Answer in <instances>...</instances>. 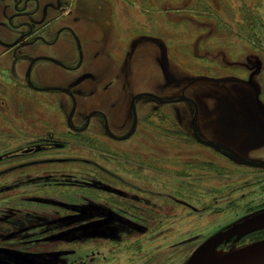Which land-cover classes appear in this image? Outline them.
<instances>
[{
    "label": "rangeland",
    "instance_id": "rangeland-1",
    "mask_svg": "<svg viewBox=\"0 0 264 264\" xmlns=\"http://www.w3.org/2000/svg\"><path fill=\"white\" fill-rule=\"evenodd\" d=\"M39 1L44 21L60 10L55 25L70 24L79 34L87 27L98 43L107 30L106 51L113 41L124 45L110 50L109 59L106 54L92 64L87 59L74 71L38 61L32 69L35 84L69 88L83 116L89 105L117 95L111 109L117 134L131 126V94L185 96L197 105L201 137L248 160H264V60L247 43L224 36L226 30L217 34L215 19L205 15L208 10L231 22L236 15L229 0ZM14 2L0 0V39L6 42L20 34L7 23ZM142 35L156 37L157 45L138 42ZM7 46L0 44V264H186L214 233L264 211V167L244 165L199 143L190 102L140 97L137 127L128 139H88L86 130L74 133L65 124L71 109L67 94L25 88L23 73L32 56L43 53L75 65L71 35L62 32L52 45L25 46L18 63L11 52L1 54ZM13 63L16 78L11 79L2 70ZM37 143L43 148L22 153ZM76 208L97 212L88 217L92 227L74 229ZM138 209H151L152 219L138 216ZM114 217L121 225L110 233L105 228ZM44 222L51 223L44 225L47 230ZM254 231L222 248L235 251L264 240V227Z\"/></svg>",
    "mask_w": 264,
    "mask_h": 264
},
{
    "label": "flooded vegetation",
    "instance_id": "flooded-vegetation-1",
    "mask_svg": "<svg viewBox=\"0 0 264 264\" xmlns=\"http://www.w3.org/2000/svg\"><path fill=\"white\" fill-rule=\"evenodd\" d=\"M30 3H33L34 7H32V8L29 7ZM41 11H42V8H40V1L39 0H15L12 11L7 14V23L11 29L20 30V34L13 41L6 42L5 40L0 39V44L8 45L5 49V51H3L1 54L11 52L12 53L11 55L14 58L15 62L18 63L19 61H22L25 58L24 54L26 55V53L22 50L25 46H34L38 43H42V44H46V45L55 44L57 42L60 34L62 32L66 31L71 35V37H72V39L76 45L77 60H76L74 66H68V65L64 64L62 61H60L59 59H56L55 57H51V56L43 54V53L32 56L29 59V62L26 66V69L23 73L25 85H26L25 88H29L30 90H33L36 92H62V93L67 94L70 98V101H71V109H70L69 113L67 114L65 124H66L67 128L74 133H79V132H83L86 130L87 133L91 135L88 137V139H92V137H94L93 135H96L97 137H99L97 139H100V137H101V139L104 138V139H106V141L107 140L120 141L118 138L128 134L135 124V129L133 131V133H134L136 130V127H137V122H138L137 112H136V107H135L136 99H138L140 97L141 98L142 97H149L151 99L158 101L157 99H155L151 96L140 95L141 93H152V94H155V93H153L151 91H142V92H138V93H134V94L130 95V97L128 99V103H129V108H130V112H131V126H130V128L126 134H117L115 131L112 130V126H111V120L114 119V117L111 116V114H112L111 109H113L112 105H115L116 102H118L116 100L117 95L110 93V99L106 98V100H105V101L109 100L108 103H105V101H101L107 105H104V103H103V105H101V104H97V105L93 104L91 106L89 105L87 107L89 109L86 111L85 116H83L79 111L76 110L78 102H77V98L73 94L72 90H70L67 87H61V86H51V85L40 86V85L35 84L32 81V69L34 67V64L38 61H41V60L48 61V62L54 63L57 66H60L64 69L74 71V70L80 68V66L82 64H87V59L89 61V64H92L95 59H97V58L100 59V57L103 56L104 54H106V58H108L109 53H111L110 50H113L114 48L120 49L124 45L123 41H120L119 43L113 41L112 46H110L108 48L109 50L106 51L105 46L107 45L108 40H109L108 39L109 36L107 35V30L102 31V39H101L100 43H98L96 35L94 38H91L90 35L87 33V27H84L83 30H81L82 34H79L77 32V30L75 29V27L70 25V24H57V25H55L53 22L57 21V19L60 18V15H61L60 10H58V12L53 15V17H51L50 19H48L46 21H44L43 19L40 18L39 15L42 13ZM68 11H71V10H68ZM66 13H68V12H66ZM72 18H73L74 22H77L80 19V17L78 15H74ZM106 22L108 23V18L106 19ZM52 25L55 28L54 31L51 30V27H53ZM107 26H108V31H109V29H112L109 25H107ZM112 26H113V24H112ZM50 31H52V33H53V36L51 39L46 38V36H45V32H50ZM144 39H149V41H151L154 45H157V43H158L156 37H154V39L153 38H146L144 35L140 36L136 40H138V42H140L141 40H144ZM87 42H91L92 45L95 44L96 47L99 46V44L101 46L103 45L102 46L103 49H101V48L91 49V44L89 46V44H87ZM138 42L137 43L134 42L133 43V44H135L134 46H136V44L138 45L139 44ZM86 44L88 47V52L84 51V48H86ZM37 48L41 49L40 45H37ZM161 52L166 54V49L161 47ZM133 53L134 52H132L131 54H133ZM42 56H48V57H51L53 59H56L62 65H59V64H57L51 60L41 59L40 57H42ZM90 56H91V58H90ZM123 56H124V54H123ZM123 56H122L121 61H123ZM127 57H128V55H127ZM34 59H36V60H34ZM114 59H117V58H114ZM32 60H34V61L31 62ZM14 63L12 64V66L9 69H7V70L3 69L2 70V71H7L9 73V75L11 76V79L16 78V76H15L16 75V68H15L16 64H14ZM104 69L107 70V68L102 67V70H104ZM105 70H104V72H105ZM104 72L103 71L98 72L97 77L102 78L103 76L101 77V75L104 74ZM87 77L91 78V80H94L95 76L91 72H88ZM39 87H57V88H63L64 90L51 89V90L44 91V90H38L37 88H39ZM96 92H97V90H96ZM155 95L160 97L158 94H155ZM89 96L93 97L92 95H89ZM95 96L99 97V94H95ZM102 96L103 95H100V97H102ZM160 98H162V97H160ZM166 100H168V99H166ZM161 103H171V102H161ZM120 119H122V118H120ZM124 123H125V121H121L120 125H124ZM94 127H101L103 129L98 131L97 128H94ZM128 138H126V139H128ZM95 139H96V137H95ZM126 139H123V140H126ZM203 139L209 140V141L214 142V143L223 144L222 142L213 141L212 139H209V138H203ZM100 140H97V142H100ZM42 145H43L42 143L41 144L37 143L35 147L30 146L29 148L24 149L22 151V153H31L34 151H38L39 149L43 148ZM203 145H205V144H203ZM224 145H226V144H224ZM205 146H208V145H205ZM208 147H211V146H208ZM228 147H230V146H228ZM212 148H214V147H212ZM216 149H219V148H216ZM221 150H223V149H221ZM225 152H227V151H225ZM14 155H16V154H14ZM246 160H248V159H246ZM248 161L259 162V160H248ZM262 161H264V160H262ZM247 166H249V165H247ZM251 167H254V166H251ZM180 203H182L185 206H188L187 202L181 201ZM152 206L153 205H151V207ZM153 208H155V207H153ZM98 210H100V209H98ZM73 212H74V214H76V213L78 214V216L73 218V221H72L73 222L72 224L76 226V228H74V229H86V228L89 229L90 227H92V225H90V223H89L90 219L88 217L90 215L96 214L97 212H95V210H91L89 208H76ZM138 212H139L138 216L144 217V218L149 219V220L152 219V210L151 209L148 212L146 210L138 209ZM103 214L104 213H102L101 215H103ZM77 220H80L82 222H77ZM45 224H47V228H50L51 223L44 222L43 226ZM119 225H121V223L119 222L118 219H115V217H114L112 222H111V227H107V228H105V230H107L110 233H113L119 229L118 228ZM225 228H223V229H225ZM43 229L45 230L46 227L44 226ZM44 230H42V232ZM257 231L259 232V230H257ZM247 234L242 236L239 240L243 239ZM251 234H255V231ZM233 242H236L235 236H233L227 243L220 244L219 247L226 246L229 243H233Z\"/></svg>",
    "mask_w": 264,
    "mask_h": 264
},
{
    "label": "water",
    "instance_id": "water-1",
    "mask_svg": "<svg viewBox=\"0 0 264 264\" xmlns=\"http://www.w3.org/2000/svg\"><path fill=\"white\" fill-rule=\"evenodd\" d=\"M40 58L51 60L59 65H62L58 60L48 56H42ZM34 60H32L31 62H33ZM37 89L44 91L51 89L64 90L63 88H57V87H39ZM140 95L151 96L157 99L159 102H179V101L190 102L194 107L193 116H192V129H193V134L197 141L214 148L223 149L227 151L235 160L245 165L254 166V167H264V161H259V162L248 161L232 148L221 143H214L209 140H205L202 137H200V135L197 133V126H196L198 109L196 103L192 99L182 96V97L166 100L152 93H141ZM134 129H135V124L128 134L121 136L118 139L123 140L128 138L133 133ZM261 227H264V211L251 215L245 218L241 222L235 223L231 226L226 227L225 229H222L214 233L212 236H210L208 239L202 242L196 248V250L193 251V253L189 256L188 262L186 264L193 262L195 259H197L198 257H200L201 255L207 252L216 250L220 244L227 243L233 236H235V241H238L245 234L250 233ZM207 264H264V240H260L252 244L251 246L239 250H235L220 258L208 262Z\"/></svg>",
    "mask_w": 264,
    "mask_h": 264
},
{
    "label": "trees",
    "instance_id": "trees-1",
    "mask_svg": "<svg viewBox=\"0 0 264 264\" xmlns=\"http://www.w3.org/2000/svg\"><path fill=\"white\" fill-rule=\"evenodd\" d=\"M229 2L233 4L234 9L232 10L235 11L234 15L237 17H230L231 22L229 19L221 18V15H213L208 10H205V15L215 19L213 23L216 24V32L219 29L226 30L227 33L224 36L235 37L238 41L247 43L248 49L255 50V53H258L264 60V0H229ZM221 43L225 42L221 41ZM233 68L236 70V67Z\"/></svg>",
    "mask_w": 264,
    "mask_h": 264
},
{
    "label": "bare ground",
    "instance_id": "bare-ground-1",
    "mask_svg": "<svg viewBox=\"0 0 264 264\" xmlns=\"http://www.w3.org/2000/svg\"><path fill=\"white\" fill-rule=\"evenodd\" d=\"M233 251H234V248L226 251L224 248L218 247L216 250H212L210 252H207L201 255L200 257H198L197 259H195L193 262L189 264H207L208 262H211Z\"/></svg>",
    "mask_w": 264,
    "mask_h": 264
}]
</instances>
